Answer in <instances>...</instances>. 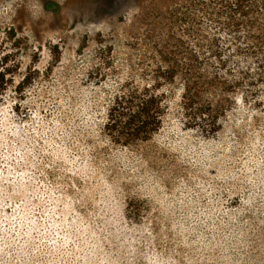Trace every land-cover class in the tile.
I'll return each instance as SVG.
<instances>
[{
  "label": "rangeland",
  "instance_id": "rangeland-1",
  "mask_svg": "<svg viewBox=\"0 0 264 264\" xmlns=\"http://www.w3.org/2000/svg\"><path fill=\"white\" fill-rule=\"evenodd\" d=\"M118 5L0 0V264H264V76L209 89L194 121L171 80L160 128L124 145L108 110L156 83L163 40L145 4Z\"/></svg>",
  "mask_w": 264,
  "mask_h": 264
},
{
  "label": "trees",
  "instance_id": "trees-1",
  "mask_svg": "<svg viewBox=\"0 0 264 264\" xmlns=\"http://www.w3.org/2000/svg\"><path fill=\"white\" fill-rule=\"evenodd\" d=\"M128 1L136 8L145 4L147 17L161 20L152 35L160 32L163 41L161 47L152 43L159 54L154 58L160 60L156 83L117 95L108 110L106 132L124 145L147 140L160 128L166 92L162 87L171 80L182 81L181 107L194 121L213 115L206 111L211 104L205 95L209 89L239 88L264 76V0ZM124 2L116 0L119 7ZM225 37L234 55L223 45ZM251 57L258 58V78L250 77L251 70L240 61ZM15 69L10 54L0 49V101Z\"/></svg>",
  "mask_w": 264,
  "mask_h": 264
}]
</instances>
